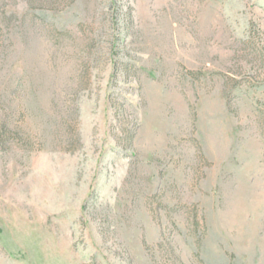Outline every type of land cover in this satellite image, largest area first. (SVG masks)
<instances>
[{"label": "rangeland", "instance_id": "obj_1", "mask_svg": "<svg viewBox=\"0 0 264 264\" xmlns=\"http://www.w3.org/2000/svg\"><path fill=\"white\" fill-rule=\"evenodd\" d=\"M0 264H264V0H0Z\"/></svg>", "mask_w": 264, "mask_h": 264}]
</instances>
